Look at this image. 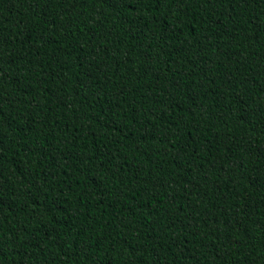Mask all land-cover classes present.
Masks as SVG:
<instances>
[{
    "label": "trees",
    "instance_id": "obj_1",
    "mask_svg": "<svg viewBox=\"0 0 264 264\" xmlns=\"http://www.w3.org/2000/svg\"><path fill=\"white\" fill-rule=\"evenodd\" d=\"M0 264H264V0H0Z\"/></svg>",
    "mask_w": 264,
    "mask_h": 264
}]
</instances>
